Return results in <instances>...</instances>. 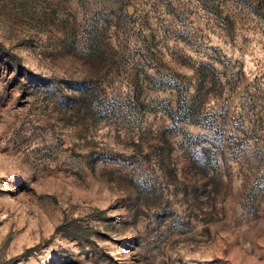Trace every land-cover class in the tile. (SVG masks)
<instances>
[{
  "label": "rangeland",
  "instance_id": "374dc122",
  "mask_svg": "<svg viewBox=\"0 0 264 264\" xmlns=\"http://www.w3.org/2000/svg\"><path fill=\"white\" fill-rule=\"evenodd\" d=\"M0 264H264V0H0Z\"/></svg>",
  "mask_w": 264,
  "mask_h": 264
},
{
  "label": "trees",
  "instance_id": "16d2710c",
  "mask_svg": "<svg viewBox=\"0 0 264 264\" xmlns=\"http://www.w3.org/2000/svg\"><path fill=\"white\" fill-rule=\"evenodd\" d=\"M211 165H212L211 160L210 159L207 160V162H205V165H204V171L208 172Z\"/></svg>",
  "mask_w": 264,
  "mask_h": 264
}]
</instances>
